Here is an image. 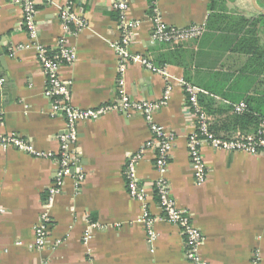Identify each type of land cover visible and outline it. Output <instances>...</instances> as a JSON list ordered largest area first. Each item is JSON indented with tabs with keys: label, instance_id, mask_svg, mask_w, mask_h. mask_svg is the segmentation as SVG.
Listing matches in <instances>:
<instances>
[{
	"label": "crops",
	"instance_id": "obj_1",
	"mask_svg": "<svg viewBox=\"0 0 264 264\" xmlns=\"http://www.w3.org/2000/svg\"><path fill=\"white\" fill-rule=\"evenodd\" d=\"M36 3L40 41L54 47L63 34L59 8L51 0ZM112 3L77 2L76 12L88 20V27L70 38L78 50L77 61L61 69L76 106L92 107L116 96L118 54L112 43L121 39L122 31ZM154 4L169 24L202 23L207 31L180 45L152 43ZM210 4L212 0H131L128 17L141 22L134 30L131 52L156 65H168L174 76L200 87L199 100L213 117L211 129L216 135L256 133L259 119L255 124L242 123L233 104L255 98L253 105L264 106V0H215L214 10ZM22 19L18 5L0 0V73L5 78V91H0L4 108L0 134L17 133L37 149L58 154L66 121L51 113L37 53L29 48L9 56L11 45L29 41ZM126 85L131 97L156 101L163 95L165 79L132 62ZM154 117L175 137L166 178L178 207L187 210L204 233L203 259L208 264H251L258 254V264H264V155L206 145L209 175L199 185L187 147L194 119L179 84L168 105ZM78 129L77 152L85 177L79 191L74 173L66 177L64 190L51 207L48 240L42 249L30 245L35 242L34 228L48 188L55 184L58 161L17 147L0 148V264H193L185 258L177 226L157 221V238L154 243L148 240L142 202L128 192L127 161L152 138L144 117L114 112L80 123ZM137 170L149 189L150 210L160 217L153 190L160 176L154 150L147 149ZM90 222L98 223V228L86 243Z\"/></svg>",
	"mask_w": 264,
	"mask_h": 264
},
{
	"label": "built area",
	"instance_id": "obj_2",
	"mask_svg": "<svg viewBox=\"0 0 264 264\" xmlns=\"http://www.w3.org/2000/svg\"><path fill=\"white\" fill-rule=\"evenodd\" d=\"M18 5L22 10V24L28 34L29 41L13 44L9 47V56L15 57L19 51L35 49L37 58L45 75L44 95L50 100L51 113L54 116H63L66 121L65 132L61 135L59 153L54 151H42L33 143L22 138L17 133L0 134V148L8 149L17 147L36 157L56 158L58 168L55 175V184L48 188V198L44 204L40 220L35 226V242L30 247L42 249L46 246L51 225V207L55 198L64 190L66 177L74 173V185L76 191L84 180L77 143L79 139L80 123L95 121L105 114H141L152 133V138L147 141L140 150L133 153L127 161L124 174L127 189L130 195L142 202L141 220L145 223L148 240L154 243L157 238L155 224L157 221H165L177 226L184 239L185 258L193 264H208L201 255V248L205 243L203 231L195 225L191 214L176 204L166 178L171 152L175 145L174 135L160 122L154 113L167 106L172 93L179 84L186 95V106L194 119V129L187 139L188 154L194 172L195 182L199 185L208 179L209 170L204 158L203 147L210 146L215 150L242 151L253 155H264V117H261L256 133L245 134L238 132L236 135L225 138L216 135L211 124L213 117L206 111L199 100V94L203 91L197 85L181 77L174 76L168 65H156L150 58L144 55H133L131 47L134 43V30L140 25V21L128 17V9L131 0H113L112 7L119 14V25L122 31L121 39L112 43V47L118 54L116 96L99 105L92 107H79L73 103L69 83L61 77V69L71 66L77 61L78 50L70 38L79 35L86 27L88 20L76 12L78 0H51L59 8V20L63 30L62 36L54 47H47L40 41L39 27L37 23L36 0H8ZM80 1V0H79ZM152 23V43H167L180 45L189 40L198 39L207 31L202 23H192L186 26H175L166 22L156 4L152 6L150 15ZM138 62L147 69L162 75L165 79V89L160 99L153 101L147 98L136 99L130 96L126 85V75L130 63ZM5 78L0 73V91L4 87ZM248 103L241 101L233 104L236 114L248 111ZM4 117V108L0 105V122ZM147 149L155 151V166L160 176L153 184V190L158 197L159 207L162 211L160 217L154 216L147 203L149 193L148 186L138 177V164ZM74 170V172H73ZM76 171V172H75ZM98 223L90 222L84 234V242L88 243L94 235ZM19 243V241H18ZM260 259L255 254L251 264H258Z\"/></svg>",
	"mask_w": 264,
	"mask_h": 264
},
{
	"label": "trees",
	"instance_id": "obj_3",
	"mask_svg": "<svg viewBox=\"0 0 264 264\" xmlns=\"http://www.w3.org/2000/svg\"><path fill=\"white\" fill-rule=\"evenodd\" d=\"M210 9L214 10L216 9V6H215V0H212V4H210ZM216 15L212 14L211 16V20H213V18L215 17ZM245 19V23L246 25L249 24V19L247 18H244ZM262 21L264 20V16L261 17ZM252 25V24H251ZM263 68H264V63H263ZM255 100V98L252 100L251 99H248L247 102H248V111H246L245 113L243 114H240V119H241V122L243 123V121L246 123V124H255L257 123L258 119L260 121L261 117H264V106H255L253 105V101Z\"/></svg>",
	"mask_w": 264,
	"mask_h": 264
},
{
	"label": "water",
	"instance_id": "obj_4",
	"mask_svg": "<svg viewBox=\"0 0 264 264\" xmlns=\"http://www.w3.org/2000/svg\"><path fill=\"white\" fill-rule=\"evenodd\" d=\"M1 91L4 92L5 90L2 89Z\"/></svg>",
	"mask_w": 264,
	"mask_h": 264
}]
</instances>
